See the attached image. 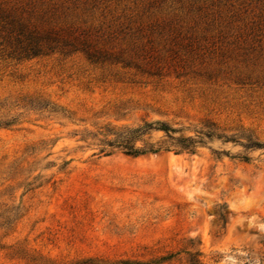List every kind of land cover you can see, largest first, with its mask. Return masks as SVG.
<instances>
[{
  "label": "rangeland",
  "instance_id": "1",
  "mask_svg": "<svg viewBox=\"0 0 264 264\" xmlns=\"http://www.w3.org/2000/svg\"><path fill=\"white\" fill-rule=\"evenodd\" d=\"M12 26L58 49L13 57ZM155 123L219 138L192 156L100 145ZM256 143L264 0H0V264H150L191 248L204 264H264Z\"/></svg>",
  "mask_w": 264,
  "mask_h": 264
},
{
  "label": "trees",
  "instance_id": "2",
  "mask_svg": "<svg viewBox=\"0 0 264 264\" xmlns=\"http://www.w3.org/2000/svg\"><path fill=\"white\" fill-rule=\"evenodd\" d=\"M13 29L11 34L16 31V36L14 37V47L12 50L13 57L17 59H30L35 58L48 52H53L58 49V42L50 37L45 36L38 37L31 33H25L22 26L17 28L12 26ZM49 106H42L41 109H47ZM53 110V108H50ZM150 132H161L165 135L168 141L157 142L155 144L149 143L144 140V137L149 135ZM179 135L175 138V135ZM199 136L195 138L185 137L181 135V131L174 130L169 126L162 123L155 124H144L138 128H120L111 131H105L103 133V140L100 141L102 147L115 148L122 152L123 155L130 158H138L141 156H146L150 154H157L159 152H174L176 154H188L194 155L196 149L199 145H202V137L206 138H219L213 132H206L205 134L199 133ZM140 144V146H138ZM168 144V145H167ZM255 148L264 147L262 144H253ZM105 151L102 149L100 154H104ZM244 163H248V159L244 158L242 160ZM10 218L5 222L4 225L10 224ZM184 250L176 254H170L166 257L155 260L150 264H160L165 262H170L176 256L183 253L185 255L186 264H204L201 260V253L198 250Z\"/></svg>",
  "mask_w": 264,
  "mask_h": 264
}]
</instances>
